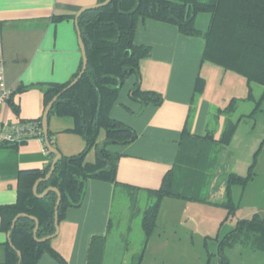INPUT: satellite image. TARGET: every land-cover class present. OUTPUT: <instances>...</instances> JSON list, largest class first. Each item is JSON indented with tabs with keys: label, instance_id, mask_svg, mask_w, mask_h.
<instances>
[{
	"label": "crops",
	"instance_id": "obj_1",
	"mask_svg": "<svg viewBox=\"0 0 264 264\" xmlns=\"http://www.w3.org/2000/svg\"><path fill=\"white\" fill-rule=\"evenodd\" d=\"M97 2L0 0V62L4 66L6 86L11 90L10 99L2 108L3 122L40 118L45 108L44 88L66 83L78 72L82 54L75 15L81 8ZM201 14L207 16L201 18ZM199 18L204 22V27L199 29L204 31L209 14H198L196 26ZM133 43L150 48V54L139 60L140 88L160 94L162 101L158 105H142L129 95L136 76L124 81L109 115L131 127L135 138L129 143L107 147L119 155L115 171L119 185L89 178L81 204L66 210L58 221L56 234L49 241V249L40 254L35 264H88L94 237H104L100 256L93 259L94 263L129 264L134 254L131 251L132 217L119 211L114 213L118 191L126 190L125 185L138 188L140 192L157 189L176 159L184 128L195 136L211 129L214 140H218L227 118L222 111L233 99L237 103L229 119L238 125L230 143L218 149L205 191L206 202L224 198L229 173L241 175L231 169L234 155L227 149L240 122L253 121L262 111L264 99L257 109L256 103L262 97L264 86L204 59L205 38L183 34L171 23L140 18ZM198 81L200 90L196 91ZM252 113V118L246 119ZM74 129L73 117L49 114L48 134L52 146L62 156L76 155L86 146ZM104 138L105 131L100 129L97 141L102 142ZM97 156V150L91 148L84 160L94 163ZM47 161L45 143L39 138L16 145H0V264H12L7 259L8 231L2 223L1 212L18 200L20 171L42 169ZM174 201L189 200L176 197L161 200L141 264H145L147 252L150 253L149 264H155L154 250L163 249L160 233L156 232L157 223L163 205L175 206ZM139 231L142 232L140 224Z\"/></svg>",
	"mask_w": 264,
	"mask_h": 264
},
{
	"label": "trees",
	"instance_id": "obj_2",
	"mask_svg": "<svg viewBox=\"0 0 264 264\" xmlns=\"http://www.w3.org/2000/svg\"><path fill=\"white\" fill-rule=\"evenodd\" d=\"M104 0H98L102 2ZM208 13L207 28L202 31L195 23L196 16ZM154 19L174 24L186 35H202L206 40L204 59L213 61L224 68L234 70L264 86V0H110L102 7L86 9L78 17L77 25L85 46L86 68L75 84L68 87L74 77L61 84H50L43 90L44 105L59 93L53 102L50 113L71 116L75 120L74 131L81 135L86 146L80 153L72 156H60L54 170L45 181H40L37 192L49 186L60 192L57 208L58 221L64 217L68 208L78 207L85 192L89 178L119 183L115 178L119 155L108 150V145L129 143L135 138L134 130L111 118L110 108L124 81L132 75L137 80L130 89L132 99L142 105H158L162 101L160 94L143 91L139 86V60L150 54V48L133 43L134 32L139 19ZM196 83V91H199ZM264 91L256 103L260 107ZM231 100L222 111L227 116L218 140H214L213 130L195 136L184 128L180 147L172 167L164 174L157 189L143 190L150 201L142 212L140 226L143 233L142 248L134 253L129 264H141L146 243L152 234L158 209L164 197H176L189 201L206 202L205 191L208 179L215 164L218 149L228 145L233 137L237 122L229 119L236 107ZM253 113L246 119L252 118ZM41 126V117L38 118ZM105 131L102 142L97 141L99 130ZM45 143V140L43 139ZM48 142L52 145L51 136ZM46 146V144H45ZM97 150L94 163L85 162V155L91 149ZM48 161L42 169L20 171L18 200L1 212L2 223L7 231L18 213H26L38 219L37 238H43L55 232L54 206L57 195L49 191L38 198L32 192V186L39 177L49 171L54 154L47 147ZM248 167L245 175L229 173L226 178L224 199L216 204L229 212L234 210L231 188L241 187L254 177ZM128 196L135 201L138 188L126 186ZM35 221L28 216L19 217L10 231L7 246V259L12 264H35L40 254L49 249V241L38 242L33 237ZM227 244H240L264 254V217L258 213L250 218L238 219L235 228L224 240ZM104 237H94L88 264L100 256ZM20 251V257L17 254ZM97 252V253H96ZM220 264H229L222 256Z\"/></svg>",
	"mask_w": 264,
	"mask_h": 264
},
{
	"label": "rangeland",
	"instance_id": "obj_3",
	"mask_svg": "<svg viewBox=\"0 0 264 264\" xmlns=\"http://www.w3.org/2000/svg\"><path fill=\"white\" fill-rule=\"evenodd\" d=\"M203 23L199 18L197 27L202 29ZM261 107L262 111L257 113L253 121L240 122L227 149L234 155L230 162L231 169L241 175L254 164L251 168L254 177L245 187L235 185L231 188L234 210L229 212L216 204L223 197L213 203L174 201L177 202L175 206L165 203L156 228L163 249L154 250L155 264H220L222 256L226 257L229 264H264L263 253L224 241L238 219L250 218L255 213L264 217V101ZM134 197L135 201H132L127 190L118 191L114 200V213L119 211L132 217L131 251L138 253L143 241L139 224L150 197L144 192ZM149 256L147 252L145 264H149Z\"/></svg>",
	"mask_w": 264,
	"mask_h": 264
},
{
	"label": "water",
	"instance_id": "obj_4",
	"mask_svg": "<svg viewBox=\"0 0 264 264\" xmlns=\"http://www.w3.org/2000/svg\"><path fill=\"white\" fill-rule=\"evenodd\" d=\"M110 2V0H104L102 2H97L93 5H90V6H86V7H83L81 8L78 13L75 15V24H76V29H77V34H78V42H79V47H80V50H81V54H82V68L79 72V74L77 75V77H75L68 85V87L72 86L73 84H75L77 82V80L81 77L82 73L84 72L85 68H86V63H87V57H86V52H85V46H84V43H83V40L81 38V34H80V30L78 28V25H77V21H78V17L79 15L81 14L82 11L86 10V9H91V8H97V7H102L106 4H108ZM59 96V93L56 94L49 102L48 104L45 106L44 108V111H43V114L41 116V128H42V132H43V137H44V140H45V144H46V147L47 149L52 152L55 156L54 158L52 159L51 161V164H50V168H49V171L46 173V175L44 177H39L35 180V182L33 183V186H32V192L33 194L38 197V198H42L44 197L49 191H54L57 195V199H56V202H55V206H54V224H55V232L51 235H48V236H45L43 238H37L36 237V231H37V228H38V219L32 215H27L26 213H18L14 216V218L12 219V222H11V226H10V230L8 231V241H9V238H10V231L11 229H13L17 219L19 217H25V216H28L30 217L31 219H33L35 221V227L33 229V237L36 241L38 242H42V241H45V240H48V239H51L52 237H54V235L56 234L57 232V229H58V216H57V208H58V205H59V202H60V192L58 191V189L56 187H53V186H49L47 188H45L42 192L38 193L37 192V186H38V183L40 181H45L47 180L50 175L52 174L53 170H54V165L56 163V161L60 158L61 154L58 152V150L56 148H54L49 142H48V116H49V112H50V109L53 105V102L57 99V97ZM18 256L20 257V251L17 250L16 251Z\"/></svg>",
	"mask_w": 264,
	"mask_h": 264
},
{
	"label": "built area",
	"instance_id": "obj_5",
	"mask_svg": "<svg viewBox=\"0 0 264 264\" xmlns=\"http://www.w3.org/2000/svg\"><path fill=\"white\" fill-rule=\"evenodd\" d=\"M11 90L5 83L4 66L0 62V145H16L31 138L43 141V132L38 119H19L3 122L2 108L10 99Z\"/></svg>",
	"mask_w": 264,
	"mask_h": 264
}]
</instances>
